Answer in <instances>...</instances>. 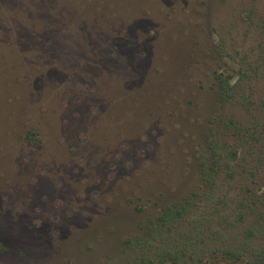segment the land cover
Returning <instances> with one entry per match:
<instances>
[{"label": "rangeland", "instance_id": "1", "mask_svg": "<svg viewBox=\"0 0 264 264\" xmlns=\"http://www.w3.org/2000/svg\"><path fill=\"white\" fill-rule=\"evenodd\" d=\"M193 192L167 223L192 259L264 251V0H0V264H144Z\"/></svg>", "mask_w": 264, "mask_h": 264}, {"label": "trees", "instance_id": "2", "mask_svg": "<svg viewBox=\"0 0 264 264\" xmlns=\"http://www.w3.org/2000/svg\"><path fill=\"white\" fill-rule=\"evenodd\" d=\"M220 71L216 72L217 74L215 73L218 95L221 99L226 100L227 98L234 96V91L231 90V86L229 85L230 76ZM229 121L230 123H234L232 119ZM226 126H229V124ZM239 131L240 129L237 128L233 133L236 132L238 134ZM25 135L27 139H31L30 137L34 136V133L28 131ZM244 136L246 137L247 133ZM235 156L236 153H231L232 158H235ZM221 159H223V155L216 151L215 143H207L206 154L198 161V180L200 183L198 188L206 189L207 193L214 190L216 178L220 170ZM195 196H197L196 192L186 194L180 201L173 202L164 207L157 215L154 216L153 220L148 222L147 232L145 233L146 238L154 237L153 240L156 247L154 249L156 250H154L152 256H146L143 258L144 260H142V262L144 264L151 263L154 260H157L160 263L170 262L171 264L201 263L199 259H192V254H194V256L198 255L200 248L198 247V249H194V253L191 252L189 250V236L187 234L176 236L170 235V226L167 225L169 220H177L189 212V207L193 206L194 203L191 199ZM259 203H264V194L262 200L259 199ZM257 221L260 226L255 228V231L264 236V204L263 208L257 215ZM200 225L203 226V223L200 222ZM197 231L198 234H194L196 238L204 234L202 227L197 228ZM214 233V235L212 234V238L217 237V233ZM196 238H194V243H197ZM215 250L216 251L212 250L211 256L213 259L221 261V264H264V251L248 252L245 247L233 242H230V244L225 243L223 248H217Z\"/></svg>", "mask_w": 264, "mask_h": 264}]
</instances>
